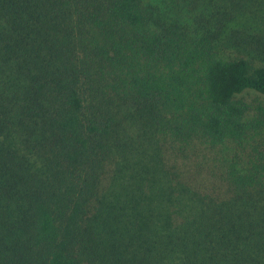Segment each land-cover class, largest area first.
Returning a JSON list of instances; mask_svg holds the SVG:
<instances>
[{
	"label": "trees",
	"instance_id": "trees-1",
	"mask_svg": "<svg viewBox=\"0 0 264 264\" xmlns=\"http://www.w3.org/2000/svg\"><path fill=\"white\" fill-rule=\"evenodd\" d=\"M263 42L264 0H0V264H264Z\"/></svg>",
	"mask_w": 264,
	"mask_h": 264
},
{
	"label": "rangeland",
	"instance_id": "rangeland-1",
	"mask_svg": "<svg viewBox=\"0 0 264 264\" xmlns=\"http://www.w3.org/2000/svg\"><path fill=\"white\" fill-rule=\"evenodd\" d=\"M261 47L264 49V42H263V45ZM240 52H242V51H240ZM242 53L245 55V52H242ZM250 56L258 58V59H256V61L258 62V63H256L257 65H263L264 64V53L259 54L257 52H254ZM239 100L242 101L243 104H245V106L248 108L249 113L256 110L261 105H264V98L259 97L255 93H245L244 95H242L239 98Z\"/></svg>",
	"mask_w": 264,
	"mask_h": 264
}]
</instances>
